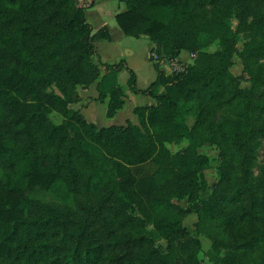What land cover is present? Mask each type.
I'll return each instance as SVG.
<instances>
[{
	"label": "trees",
	"instance_id": "16d2710c",
	"mask_svg": "<svg viewBox=\"0 0 264 264\" xmlns=\"http://www.w3.org/2000/svg\"><path fill=\"white\" fill-rule=\"evenodd\" d=\"M118 1L126 35L194 62L167 74L152 55L158 76L140 91L124 60L100 59L95 42L111 34L88 21L94 0H0V264H205L201 235L214 264H264V0ZM123 68L156 104L134 109L138 124L100 127L77 108L79 87L97 82L113 117L126 103ZM206 144L219 149L212 188Z\"/></svg>",
	"mask_w": 264,
	"mask_h": 264
},
{
	"label": "crops",
	"instance_id": "0c3cea01",
	"mask_svg": "<svg viewBox=\"0 0 264 264\" xmlns=\"http://www.w3.org/2000/svg\"><path fill=\"white\" fill-rule=\"evenodd\" d=\"M98 2L99 0H95V5ZM87 14L89 15L88 11ZM87 19H89V17H87ZM92 25L95 31L98 28L107 26L111 34V40L95 42L96 50L100 59L105 63H118L121 60H124V64L126 65V67L134 70V72L136 73L137 89L140 91L147 89L158 76L155 62L151 59L152 55H155V53H153V49L156 46L155 43L147 35H141L139 37L128 36L123 32L120 26H111L108 22L103 20H101V23L97 26V28L94 24ZM185 53L186 51H183L174 62H185ZM160 66L166 71L165 59H162L160 61ZM126 71H129V69L123 68L118 75V80L124 87V91L126 94V103L124 105V108L121 109L113 117L107 116V107L109 100H98L99 92L97 89V82L92 83L86 89L79 87L82 101L79 105H77V108L81 109L82 114L90 122L96 123L100 127L126 125L128 120H131L133 123L138 124L139 120L134 112V109L137 106L156 104V100L150 95L143 92L132 91V89L128 85L130 71L127 80V86H124V84L122 83V74H124ZM142 79L146 83L145 86L139 85ZM140 95L143 96L142 99H139ZM140 102H144V104H139Z\"/></svg>",
	"mask_w": 264,
	"mask_h": 264
},
{
	"label": "rangeland",
	"instance_id": "374dc122",
	"mask_svg": "<svg viewBox=\"0 0 264 264\" xmlns=\"http://www.w3.org/2000/svg\"><path fill=\"white\" fill-rule=\"evenodd\" d=\"M82 1H84V0H82ZM125 9H126V4L123 2H118L116 0H99V2L94 7L89 8L87 10L89 13V15L87 14L88 15L87 17H89L88 21L91 22L92 24H94L96 26V28L101 23V20L106 21L111 26L115 27L118 25L117 20L115 18V15L119 12H122ZM231 25L233 28H236L237 20L234 18L231 19ZM98 29H100V28H98ZM244 42H245L244 36L240 35L239 36V42H238L239 49L243 48ZM217 48H218V45L216 43H214L213 45H211L209 50L215 51ZM154 57L156 60H159V62L162 60L158 57L157 54H155ZM184 57H185L184 58L185 62H178V63L174 62V61H176V59L170 61L167 58H163V59H165L166 73L171 74L175 71L184 70L188 65H190L192 62H194V59L196 58V54L186 51ZM233 61H234V64L231 68V71L235 75H242L243 74V63H242L241 58L236 55V56H234ZM175 68H177V69H175ZM128 77H129V71H126L124 74H122V83L124 84V86H127ZM145 84L146 83L143 79L139 83L140 86H145ZM242 86L243 87H249L250 83L246 79H243L242 80ZM139 97H140L139 99L143 98L142 95H140ZM139 104H144V102H140ZM184 111L186 114L188 124L192 125L194 123L195 118H196V113H197L196 106L193 104L184 105ZM53 117L57 122H61V117L59 115H53ZM188 143L189 142L187 140H185L184 142H182L180 144H170L169 147L172 150V152H176V151L181 150L185 146H187ZM199 151L201 153L208 155L210 158H212V166L207 165L205 170H204V179L207 182L208 186L210 188H212L213 185L217 181V169H216V167L218 164L219 149L216 145L206 144V145L202 146L199 149ZM263 159H264V149H262L260 151V154L258 156V163L256 166V170L258 169V166L262 163ZM175 201H176V203L181 205L183 208L187 207V205H188V202L186 199L175 200ZM197 221H198V215L197 214H190L185 218L184 225L187 227V229H189V231L191 233H193L195 231L194 224ZM200 238H201L202 246H203V250L201 253L202 260L204 261L205 264H214L212 261L209 260L207 254H206L207 251L211 248L212 241L204 235H201ZM157 244L164 249H167V247H168L167 241H164V240L159 241Z\"/></svg>",
	"mask_w": 264,
	"mask_h": 264
},
{
	"label": "built area",
	"instance_id": "2783aa9c",
	"mask_svg": "<svg viewBox=\"0 0 264 264\" xmlns=\"http://www.w3.org/2000/svg\"><path fill=\"white\" fill-rule=\"evenodd\" d=\"M175 69H177V68H175Z\"/></svg>",
	"mask_w": 264,
	"mask_h": 264
}]
</instances>
